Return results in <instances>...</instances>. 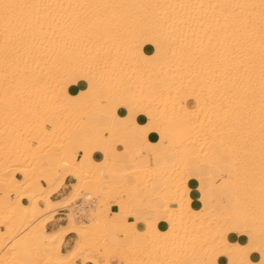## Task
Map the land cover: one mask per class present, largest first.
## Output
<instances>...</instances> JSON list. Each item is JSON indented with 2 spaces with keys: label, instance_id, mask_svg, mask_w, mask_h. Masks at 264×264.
<instances>
[{
  "label": "bare ground",
  "instance_id": "bare-ground-1",
  "mask_svg": "<svg viewBox=\"0 0 264 264\" xmlns=\"http://www.w3.org/2000/svg\"><path fill=\"white\" fill-rule=\"evenodd\" d=\"M114 255L264 264V0H0V264Z\"/></svg>",
  "mask_w": 264,
  "mask_h": 264
},
{
  "label": "crops",
  "instance_id": "crops-1",
  "mask_svg": "<svg viewBox=\"0 0 264 264\" xmlns=\"http://www.w3.org/2000/svg\"><path fill=\"white\" fill-rule=\"evenodd\" d=\"M120 135L124 136L125 134H123V132L120 131ZM111 140L114 141L115 139L111 138ZM80 156H81V153H79L77 157H80ZM120 159L121 158H118V160H120ZM150 161L152 163L154 161V158L152 156L150 157ZM110 177H111V179H110ZM102 180L104 183H108L110 180L118 181L119 179L116 176H112V175L110 176V174L104 173L102 175ZM74 181L75 180L71 176H67L64 180V184H63L62 188H60V190L57 193H55L54 196L57 197L59 195H62L64 193L69 192L70 187H71L72 183H74ZM206 184H208V182ZM228 196H229V194L226 195L227 198H228ZM22 203H24L23 200H22ZM134 211L130 214V216L127 217V219H129V218L137 219V218H140L141 216H143L144 214H146L147 216H151V212L149 210L146 212H143L139 209L138 210L135 209ZM64 214L65 213H63V212H59L58 214L56 213V216L54 215L55 217L53 218V220H51L50 222H48L46 224V230L47 231H53V230H57L61 226H65L67 223L64 221V219H65ZM157 215L160 217L161 214L158 213ZM74 239H76V235L73 232H69L68 234H66L64 236V239H63L61 251L66 252L67 250H69L75 241ZM130 240H131L130 236L125 237V241L128 242ZM111 263H112V261H111ZM85 264H91V263L86 262ZM112 264H114V263H112Z\"/></svg>",
  "mask_w": 264,
  "mask_h": 264
},
{
  "label": "rangeland",
  "instance_id": "rangeland-1",
  "mask_svg": "<svg viewBox=\"0 0 264 264\" xmlns=\"http://www.w3.org/2000/svg\"><path fill=\"white\" fill-rule=\"evenodd\" d=\"M74 151L76 152L75 154H76V156H78V154L79 153H81L80 151H77V149H74ZM17 177L18 178H22V176L21 175H17ZM71 188V187H70ZM70 192V191H69ZM69 192H67V193H64V194H62V195H59V196H57V197H55L54 196V194L52 195V198L53 199H59V198H62V197H64V196H66ZM15 195L14 194H11L10 195V198H11V200H15V198H17V197H14ZM24 201V203H27V201L26 200H23ZM78 201H80V200H78ZM78 201L76 202V204L75 203H73V205L75 204V210H78L77 208L80 206V204H81V202L79 203V204H77L78 203ZM110 202L112 201L113 202V200H109ZM78 205V206H77ZM59 207H61V206H59ZM59 212H63V213H65L64 214V216H65V219H64V221L67 223L68 222V218H67V215H66V212H68V209L67 208H63V207H61V208H57V211H56V213L58 214ZM111 214V213H110ZM75 216H77L78 218V220L79 221H87V215L86 214H74ZM79 215V216H78ZM55 216H56V214H55ZM54 216V217H55ZM44 217V216H43ZM75 240V239H74ZM83 255V254H82ZM78 256L77 257V259H76V262L77 263H81L80 261H82V260H84L85 259V257L86 256H88V257H90V256H94V257H97L98 259H99V261L100 262H102L103 261V258H101L100 256H101V252H97V253H94V254H92V255H90V254H85L84 256L85 257H83V256ZM90 255V256H89ZM88 257H87V259H88ZM120 257L119 256H117V255H114V256H112L111 257V261H112V263H114V264H124V261L122 260V259H119ZM86 260V259H85ZM85 264V263H84Z\"/></svg>",
  "mask_w": 264,
  "mask_h": 264
},
{
  "label": "built area",
  "instance_id": "built-area-1",
  "mask_svg": "<svg viewBox=\"0 0 264 264\" xmlns=\"http://www.w3.org/2000/svg\"><path fill=\"white\" fill-rule=\"evenodd\" d=\"M81 201H78V203L77 204H79ZM81 205V204H80ZM78 209V211H77V213L78 214H83V212L79 209V208H77Z\"/></svg>",
  "mask_w": 264,
  "mask_h": 264
}]
</instances>
